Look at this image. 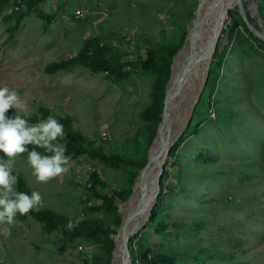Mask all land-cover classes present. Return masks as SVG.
<instances>
[{"label": "rangeland", "instance_id": "obj_1", "mask_svg": "<svg viewBox=\"0 0 264 264\" xmlns=\"http://www.w3.org/2000/svg\"><path fill=\"white\" fill-rule=\"evenodd\" d=\"M200 3L40 0L24 7L13 35L9 26L19 10L14 0L4 5L0 88L18 93L20 113L40 120L52 115L61 124L68 119L90 148L120 161L68 154L70 171L42 183L27 153L17 156L13 171L24 174L44 207L76 225L99 223L103 229L73 237L17 213L14 225H0L11 229L8 237L0 234V264H113L125 207L159 138L163 119L154 111L165 108L175 60L197 23ZM244 4L250 21L264 31V0ZM224 22L191 119L169 150L151 214L130 237L134 252L158 251L178 264H264V41L237 5ZM87 42L106 46L104 57L125 63L124 73L94 72L87 63L47 70L80 56ZM151 57L157 66L131 64ZM168 59L170 70L161 67ZM64 133L55 143L63 146L65 126ZM0 159H7L2 151ZM132 264H142L140 256Z\"/></svg>", "mask_w": 264, "mask_h": 264}, {"label": "clouds", "instance_id": "obj_2", "mask_svg": "<svg viewBox=\"0 0 264 264\" xmlns=\"http://www.w3.org/2000/svg\"><path fill=\"white\" fill-rule=\"evenodd\" d=\"M22 107V101L15 90L0 88V151L7 157L6 160L0 159V225H14L17 213L28 215L44 207L43 197L38 191H32L31 195L17 191L15 186L20 173L17 171L13 174L17 156L27 153L37 182L47 183L61 174H67L72 167L70 157L65 155L67 149L55 143L65 135L64 125L52 115L36 124H30L28 119L19 114ZM11 108H15L17 114L10 118L6 113ZM29 145L35 147L29 150ZM37 148L51 155H42ZM73 227V222L69 220L67 228L71 230ZM0 234L8 237L11 229L4 227L0 229Z\"/></svg>", "mask_w": 264, "mask_h": 264}, {"label": "trees", "instance_id": "obj_3", "mask_svg": "<svg viewBox=\"0 0 264 264\" xmlns=\"http://www.w3.org/2000/svg\"><path fill=\"white\" fill-rule=\"evenodd\" d=\"M37 1L40 0H14V4L19 8L17 12V20L15 24H11L9 26V32L11 35L18 29L20 21L22 20V14L24 13V7L27 10H30ZM9 0H0V13L6 3ZM259 14L262 15L261 10L259 9ZM106 52V46L100 44V42H87L85 48L82 50L80 56H73L70 59L62 60L60 62H54L48 65L47 70L49 72H57L59 70H68L71 69L74 65L79 63H87L91 70L94 72H108L112 75L120 76L125 71L126 64L117 62L112 63L104 57ZM154 57V56H153ZM151 57L146 60H136L132 61L131 64L134 67H155L157 63L154 58ZM165 69L170 70V61L169 59L165 61V64L161 65ZM173 72V71H172ZM156 115L161 116L163 114V109H157L154 111ZM17 112L9 109L6 115L8 117H14ZM24 118L28 119V122L31 124H36L40 121L37 115H25L23 113H19ZM62 122L65 126L66 138L64 139L63 146L67 149L65 155L72 153H84L89 152L90 155L96 158H102L104 160H114L120 161L117 156L109 155L104 152L102 149L94 148L89 146L90 143L86 142V137L79 130H72V123L68 119H62ZM92 146V144H90ZM33 145H29L28 148L31 150ZM42 155H51V153L46 152L44 149L37 148ZM19 172L20 175L18 177V182L16 185L17 191L26 192L31 195V189L28 186L26 178L24 174L19 170H14L13 174ZM97 181V179H95ZM94 185V184H93ZM30 215L40 219L49 230H61L67 235L73 237H80L85 235H96L103 229V225L94 223V226L91 225H76L69 230L67 228V224L69 222V218L66 215L55 212L50 207H43L41 211L36 212L32 211L29 213ZM102 226V227H101ZM133 259H137L139 256L142 260V264H178L177 261L173 257L166 256L158 251L154 250H140L138 252H134L131 248Z\"/></svg>", "mask_w": 264, "mask_h": 264}, {"label": "water", "instance_id": "obj_4", "mask_svg": "<svg viewBox=\"0 0 264 264\" xmlns=\"http://www.w3.org/2000/svg\"><path fill=\"white\" fill-rule=\"evenodd\" d=\"M215 1L217 2V0H214V5L216 4ZM209 3L210 4L213 3V0H207L206 6ZM236 5L239 7V10L248 28L251 30V32L255 36H257L258 38L264 41V31L255 27L253 23L250 21V19L248 18L244 0H238ZM192 30L190 31L189 36ZM214 40H216L215 44H214ZM217 43H218V34H215V36H213V40H211V42L209 43L208 49L204 50V52L202 53V57H205V61L203 63H201L202 59L201 60L199 59L200 53L198 55L191 54L189 65L192 67V69L190 70V74L188 75V77L183 79L179 83V86L177 87L176 91L172 93V96L173 97L176 96V97L174 100V105L171 108H170L171 98L167 92V97L165 100V108L162 114L163 120L160 126L159 135L162 131L164 122L167 118H169L170 124L172 125L174 129L180 128V130L177 133L175 139L172 138L167 143H164L163 145V149L161 153L160 169L154 180L151 193L147 196L142 197V194H144V187L142 188L139 194L136 193V189H135L134 194L132 195V197L129 199L127 203V206L129 205V207L134 210L135 216L133 220L131 221V224L133 225V227L127 234H124L125 233L124 232V226H125L124 221L120 228V235H124V245L126 249V257L123 260L122 264H132L133 256H132V252L130 249V243H129L130 237L139 231V229L142 227V225L145 223V221L148 219V217L151 214V211L154 206V201L158 195V190L160 189V186H161V183H160L161 175L165 169V164H166L169 150L172 144L179 138L181 133L184 131V129L186 128V126L188 125L191 119V116L194 112L197 101L199 99V95L202 92L203 87L205 86L209 62L216 50ZM186 45H187V42L185 46ZM148 169H149V166L147 165L144 171L148 172ZM140 176H139V179H140ZM148 181L149 179L146 178L145 182L147 183ZM136 188H137V185H136ZM139 210H140V214H137Z\"/></svg>", "mask_w": 264, "mask_h": 264}, {"label": "bare ground", "instance_id": "obj_5", "mask_svg": "<svg viewBox=\"0 0 264 264\" xmlns=\"http://www.w3.org/2000/svg\"><path fill=\"white\" fill-rule=\"evenodd\" d=\"M207 0H201V3L198 8V20L196 25L194 26L190 37L188 39L187 45L178 53L177 59L174 64V73L170 80L171 82L168 85V94L170 96V108L174 105L175 97L172 96V93L176 91L179 83L188 77L190 74V70L192 67L189 65L191 54L198 55L200 53L199 59L201 63L205 61V57H202V53L204 50L208 49L209 43L213 40V36L215 34L219 35L225 25L224 17L228 9L237 4L238 0H217L216 4L209 3L206 6ZM213 4V6H212ZM216 40H214L215 44ZM213 43V41H212ZM197 44L200 45L199 49L197 48ZM218 44V43H217ZM180 128L174 129L170 124L169 118H167L164 122L162 131L157 138L156 144L153 146L151 150L150 162L148 164L149 169L148 172L143 171L140 179L137 184L136 193L139 194L142 188L144 187L143 196H147L151 193V189L153 187L154 180L157 176V173L160 169L161 163V153L163 149L164 143H167L170 139H175L177 133ZM146 178L149 181L146 183ZM143 199V198H141ZM141 210V209H140ZM140 210L137 214H140ZM135 216L134 210L128 206L125 207V219H124V234H127L133 225L131 221ZM126 257V249L124 245V235H119L116 241V249L114 253V262L113 264H122L123 260Z\"/></svg>", "mask_w": 264, "mask_h": 264}, {"label": "built area", "instance_id": "obj_6", "mask_svg": "<svg viewBox=\"0 0 264 264\" xmlns=\"http://www.w3.org/2000/svg\"><path fill=\"white\" fill-rule=\"evenodd\" d=\"M17 8H19L18 6H16Z\"/></svg>", "mask_w": 264, "mask_h": 264}]
</instances>
